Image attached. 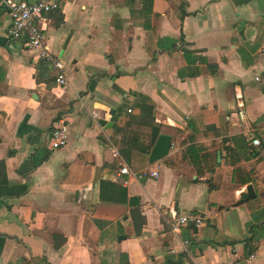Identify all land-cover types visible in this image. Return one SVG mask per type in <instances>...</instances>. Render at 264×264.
I'll use <instances>...</instances> for the list:
<instances>
[{
  "label": "crops",
  "instance_id": "0c3cea01",
  "mask_svg": "<svg viewBox=\"0 0 264 264\" xmlns=\"http://www.w3.org/2000/svg\"><path fill=\"white\" fill-rule=\"evenodd\" d=\"M27 1L59 4L37 24L66 83L0 2V264H264V0ZM109 145L159 176H118Z\"/></svg>",
  "mask_w": 264,
  "mask_h": 264
},
{
  "label": "built area",
  "instance_id": "2783aa9c",
  "mask_svg": "<svg viewBox=\"0 0 264 264\" xmlns=\"http://www.w3.org/2000/svg\"><path fill=\"white\" fill-rule=\"evenodd\" d=\"M1 4L7 8L10 16V25L7 30L8 36L13 40H23L29 49L38 51L39 59L50 63L57 71L56 83L65 85L66 79L63 74V66L59 59L54 58L46 48V37L39 28L37 21L41 16L56 11L59 8L57 1H37L28 2L27 0H0ZM260 81L259 77L255 78ZM240 118H244L243 111H239ZM69 131L67 125L60 123L50 131L51 149L57 150L66 146ZM253 145H258V140L252 141ZM108 150L112 157L118 160V176H128L136 181L157 178L159 173L156 169L148 168L140 172H133L122 161L118 150L109 145ZM167 223L172 231L177 232L181 228H199L206 224V217L203 214L189 212L182 215L169 214Z\"/></svg>",
  "mask_w": 264,
  "mask_h": 264
},
{
  "label": "water",
  "instance_id": "95a60500",
  "mask_svg": "<svg viewBox=\"0 0 264 264\" xmlns=\"http://www.w3.org/2000/svg\"><path fill=\"white\" fill-rule=\"evenodd\" d=\"M100 125L106 126L108 123L106 121L100 120ZM171 148V137L168 135H160L153 145L148 157L149 164H154L159 160L166 157ZM219 158V155H218ZM256 194L254 192L253 186L251 184L247 185L245 189L239 193L237 201L232 204V207H238L242 204L249 202L254 199ZM129 207H137L139 205V199L136 196L129 198Z\"/></svg>",
  "mask_w": 264,
  "mask_h": 264
},
{
  "label": "trees",
  "instance_id": "16d2710c",
  "mask_svg": "<svg viewBox=\"0 0 264 264\" xmlns=\"http://www.w3.org/2000/svg\"><path fill=\"white\" fill-rule=\"evenodd\" d=\"M138 98H140V99H142V100H145L144 97L141 96V95H138ZM150 120L153 122V118H152V117H151ZM157 136H158V132H156V133L153 135V139H152V141H151L150 148L152 147V145H153L155 139L157 138ZM189 151H190V153H191L190 148H189ZM195 151L197 152V150H195ZM192 156L194 157V155L191 153V157H192ZM197 173H198V175H199L200 172L197 171ZM245 184H246V183H245ZM143 224H144V220H141V222H140V226H139L138 228L135 229V233H136V234L139 233V230L141 229V227L143 226ZM249 242H250V240H247V241H246V243H249Z\"/></svg>",
  "mask_w": 264,
  "mask_h": 264
}]
</instances>
